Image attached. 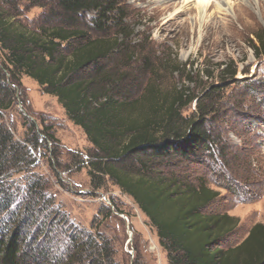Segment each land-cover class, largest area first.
<instances>
[{"label":"trees","instance_id":"1","mask_svg":"<svg viewBox=\"0 0 264 264\" xmlns=\"http://www.w3.org/2000/svg\"><path fill=\"white\" fill-rule=\"evenodd\" d=\"M34 6L44 11L25 23L24 12ZM91 11L89 25L83 15ZM125 17L118 0H0V264H119L101 234L66 227L65 216L49 208L45 181L28 175L32 153L26 143L35 149L39 132L32 125L23 141L15 139L1 113L14 103L22 75L55 96L83 130L93 148L87 171L92 186L101 188L107 177L133 199L156 229L169 264H264V222L252 225L235 246H215L237 220L204 213L218 192L203 179L192 183L169 169L212 150L217 141L206 121L221 106L227 85L221 82L233 79L236 68L222 64L217 84L201 81V95L185 85H167L150 56L127 41ZM255 37L254 50L264 51V30ZM116 55L122 59L110 65ZM137 57L142 87L129 78ZM163 62L171 74L185 73L193 81L187 63ZM193 101L195 110L184 115ZM41 133L54 140L49 127ZM19 173L27 175L22 194L9 181Z\"/></svg>","mask_w":264,"mask_h":264},{"label":"rangeland","instance_id":"2","mask_svg":"<svg viewBox=\"0 0 264 264\" xmlns=\"http://www.w3.org/2000/svg\"><path fill=\"white\" fill-rule=\"evenodd\" d=\"M118 2L127 15L123 19L125 30L131 32L127 41L138 45L141 56H150L167 85H185L201 95V81L206 86L217 84L222 64L236 68L233 79L221 82L227 84L220 92L221 106L206 121L217 141L212 150L169 166L192 183L203 179L218 192L203 212L226 213L237 220L234 230L215 242L221 248L235 246L252 225L264 222V51L253 48L259 46L255 36L264 30V0ZM43 11L42 7H31L24 12L25 23L39 20ZM83 17L90 25L95 13L86 12ZM121 59V55L113 56L109 64ZM165 59L187 63L185 72H190L193 81L187 80L185 73L165 70ZM135 60L129 78L142 87L144 74L136 70L142 59ZM206 71L211 77L204 75ZM20 79L14 103L1 113L15 139L23 141L32 125L39 132L35 149L26 143L32 153L28 175L33 173V178L45 181L49 208L65 216L66 227L95 237L101 234L111 244L119 264H169L156 229L133 199L107 177L101 188L92 186L87 171L93 148L83 130L68 119L55 96L44 93L26 75ZM195 108L193 101L182 113L191 114ZM44 126L49 127L54 140L41 133ZM25 176L14 174L9 181L19 185L21 192ZM61 237L63 241L66 238L64 233Z\"/></svg>","mask_w":264,"mask_h":264},{"label":"bare ground","instance_id":"3","mask_svg":"<svg viewBox=\"0 0 264 264\" xmlns=\"http://www.w3.org/2000/svg\"><path fill=\"white\" fill-rule=\"evenodd\" d=\"M196 3H197V2H196ZM201 3H203V1H202ZM205 4H206V3H205ZM207 4H208V1H207ZM207 4H206V5H207ZM198 5H199V4H198Z\"/></svg>","mask_w":264,"mask_h":264}]
</instances>
